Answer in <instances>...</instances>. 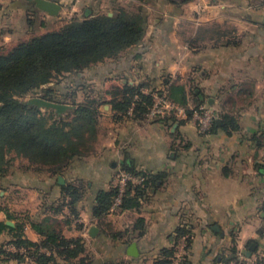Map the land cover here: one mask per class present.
<instances>
[{"label":"crops","instance_id":"0c3cea01","mask_svg":"<svg viewBox=\"0 0 264 264\" xmlns=\"http://www.w3.org/2000/svg\"><path fill=\"white\" fill-rule=\"evenodd\" d=\"M51 1L62 8L61 0ZM103 8L107 14L141 9L146 28L139 43L92 65L94 74L102 71L100 77L115 85L143 87L162 77L177 84L196 77L205 93H214L220 115L235 119L236 128L224 129L220 123L202 134L182 122L168 134L158 122L126 118L121 138L104 143L109 153L74 160L60 175L36 170L18 157L21 164H11L13 171L1 180L7 196L0 204V221H12V227L23 223L24 236L40 241L30 221L52 216L47 205L60 195L59 177L67 183L78 175L88 179L78 216L69 217L64 206L55 217L64 237L81 238L85 250L71 261L57 258V264H78L80 257H86L84 264H152L162 248L174 243L177 228L187 229L190 237L186 264H222L220 257L232 248L248 264L264 260V0H87L85 11L103 13ZM10 35L1 32L2 39ZM117 168L148 174L144 195L137 208L97 219L91 212L95 194L110 188ZM138 220L141 228H135ZM92 227L97 228L94 236ZM13 239L12 232L4 231L0 245L23 252L10 243ZM132 242L136 257L127 254ZM251 244L255 247L247 256ZM0 264L21 263L11 258Z\"/></svg>","mask_w":264,"mask_h":264},{"label":"trees","instance_id":"16d2710c","mask_svg":"<svg viewBox=\"0 0 264 264\" xmlns=\"http://www.w3.org/2000/svg\"><path fill=\"white\" fill-rule=\"evenodd\" d=\"M146 28V18L141 9L136 11L118 8L111 15L107 13L89 14L71 18L59 27L44 33L31 35L28 39L14 44L8 49L0 46V186L6 177L13 157L27 159L29 166L36 170H46L52 175L62 174L75 159H81L94 150L97 139L100 99L88 97L74 104L67 117H57L52 109L42 112L41 108L29 104L28 95L36 93L42 86L65 74L79 75L86 69L107 58L117 57L128 47L139 43ZM1 34V32H0ZM76 84V83H75ZM43 98H47L54 88L47 87ZM113 118L137 121L146 120L152 105V96L141 89V85H114L107 90ZM49 100L52 97H48ZM167 98L172 103L184 106L187 96L182 85L170 84ZM221 128H236L235 119L223 114ZM161 118L160 121H162ZM215 122L211 131L216 128ZM13 154L11 158L8 155ZM143 178L141 183L129 182L121 197L117 210L137 208L148 182V174L134 169L122 168ZM60 184V183H59ZM59 197L51 201L47 208L52 216L41 221H30L31 227L41 236L33 242L23 233V223L15 227L0 221V234L13 233L10 243L24 251L10 252L0 245V259H16L18 263L29 260L35 264H57V258L71 261L84 252L81 238H66L62 234L60 222L56 219L64 206L69 217L78 216L77 203L85 196L86 185L81 181L60 184ZM117 189L110 187L96 192L92 206V216L101 219L110 212ZM69 217L65 222H69ZM141 220L135 228H141ZM185 228H177L174 243L160 250L152 264H174L177 242L188 235ZM189 246L190 239L186 238ZM86 257H80L78 264H84ZM222 264H248L240 261L235 248L220 257ZM186 257L181 264H186ZM106 264H128L107 262ZM253 264H264L256 260Z\"/></svg>","mask_w":264,"mask_h":264},{"label":"rangeland","instance_id":"374dc122","mask_svg":"<svg viewBox=\"0 0 264 264\" xmlns=\"http://www.w3.org/2000/svg\"><path fill=\"white\" fill-rule=\"evenodd\" d=\"M61 1L62 8L59 14L51 16L37 13L34 5H32V2L31 5H29L28 0H0V32H6L11 34L10 36H6L4 39L1 38L0 34V46H3V48L8 49L17 42L28 39L31 35L40 34L48 30L55 29L66 21L70 20L71 18L83 17L85 15V9L87 8V0ZM170 1L172 0H168V3H170ZM106 10H108V8H103L102 12H105ZM94 73L95 71L89 68L81 72L79 75L65 74L64 76L58 77L57 79L53 80L51 83L42 86V88L39 89L36 93L28 95L24 98V100H26L31 97H42L44 96L43 90L45 88H54V91L49 94L46 99H49L48 97H52V101L60 102L70 106L69 110L62 112L60 115H56L57 117H67L73 111L74 104L84 101L87 96L91 98L94 97L100 99L101 104L99 106L100 115L98 117L97 139L94 144L93 152H90L88 156L94 154L98 155L99 153L106 154L107 145H104V143L112 141L114 139L116 143V141H118L123 135L125 128L122 124V120L116 121L113 118L112 113L110 112V114L109 112H107L106 110L108 108L105 107L107 105L105 103V101L107 100L105 93L111 88V86H114L115 83H110L108 81L106 82L105 79L103 80V78L100 77L101 74L103 76L102 71L100 73ZM187 79V82L185 84H177L175 82L176 80H173V78L171 77H168L167 80L163 79L162 77L160 78V81L158 83L153 82L150 85L145 82L144 84L147 83L148 86H141V89L146 93H150L152 98H154V102H157L158 107L161 109L160 112H158L157 114L147 115V118L146 120H144V122H158L164 125L165 131L168 134H174L173 132L175 130L174 127L176 128V124L178 125L182 122H189L195 126L199 133H202L198 130L196 121L194 120V116L199 111L200 106H203L205 110L211 111L216 116V119L219 118L221 115L214 104V93H205L203 88L200 86L199 81L196 80V77ZM170 84L182 85L185 88V93L187 92L186 105L180 106L184 109L183 113H179L175 110H167L166 108H164L165 104L158 97L160 94L167 96V90ZM41 110L42 112H45L47 109L41 108ZM161 118H163L162 121H160ZM11 156H13V154L8 155L9 158H11ZM86 158L87 156L81 159ZM15 159L16 157H13V159L11 160V164H13L14 168L18 167L21 164L18 157L16 160ZM13 167H11L10 171H13ZM120 170L123 169L121 168ZM118 172L119 169L117 168L112 174L110 179V187H112V182L117 176ZM75 176L76 177H73L72 181H81L82 183H84L86 185L85 192H88V179L85 180L79 177L78 175ZM5 191L6 187L0 188V204L5 203L4 197L7 196ZM19 196H17L16 201H19ZM18 203L22 204V200H20V202ZM104 228L106 229L107 233H111V231L113 230L109 226H104ZM113 233L114 232H112V234ZM182 237H180L179 241L177 242V252L179 245L181 244ZM187 237L190 238L189 235H187ZM182 243H185V247L183 248V252L181 249V261H183V259L186 257L185 251L186 245H188L187 239L185 238ZM245 250H247V245ZM249 251L247 250V252ZM241 256V259H239L240 261L248 262L247 259L244 258L243 253H241ZM21 264L28 263L23 262Z\"/></svg>","mask_w":264,"mask_h":264},{"label":"built area","instance_id":"2783aa9c","mask_svg":"<svg viewBox=\"0 0 264 264\" xmlns=\"http://www.w3.org/2000/svg\"><path fill=\"white\" fill-rule=\"evenodd\" d=\"M158 97L165 104L164 108H166L167 110H175L178 111L179 113L184 112V109L182 107L169 101L167 96L160 94ZM160 109L161 108L158 107L157 102H154V98H152V105L147 115L157 114L158 112H160ZM194 120L196 121L198 130L202 133H205L210 129L212 124L215 122L216 116L211 111L205 110L203 106H200L199 111L194 116ZM142 181H143L142 177L135 176L125 170H119L117 176L112 182V187L117 189V195L111 204L110 211L113 212L117 210V207L121 202V197L129 182L141 183ZM185 238H187V235L181 238L182 241L181 244L179 245L178 252L174 260V264H181V249L183 252L184 251L183 248L185 247V243L182 242Z\"/></svg>","mask_w":264,"mask_h":264},{"label":"water","instance_id":"95a60500","mask_svg":"<svg viewBox=\"0 0 264 264\" xmlns=\"http://www.w3.org/2000/svg\"><path fill=\"white\" fill-rule=\"evenodd\" d=\"M28 2H29V5H31V2H32V5H34V7L36 9L41 10V11H43V12H45L48 15H51V16L58 15L60 10H61V5L59 3L51 1V0H28ZM109 15H111V13H109ZM27 102L29 104L36 105L39 108L52 109L57 114H61L62 112L67 111V110L70 109V106L67 105V104H63V103H60V102L52 101V100H49V99H46V98H43V97H31V98L27 99ZM105 107L108 108L107 105ZM220 123H221L220 119L217 118L215 120V124L216 125H220ZM112 165H115V163H113ZM58 182L60 184H63L64 183L63 178L59 177L58 178ZM5 224L8 225V226H11V227L14 226L13 222L9 221V220H7L5 222ZM96 231H97V228L96 227H92L90 229V231H89V234L91 236H94ZM254 247H255L254 244H251L249 246L250 251L254 250ZM250 251L247 253V256L250 255ZM127 254L130 255V256H133V257L138 256V249H137V245H136L135 242H132L128 246Z\"/></svg>","mask_w":264,"mask_h":264}]
</instances>
